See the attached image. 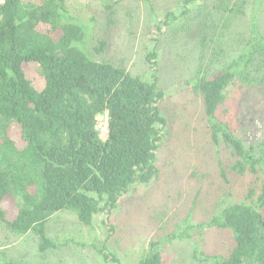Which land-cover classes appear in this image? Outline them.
Here are the masks:
<instances>
[{"label": "trees", "instance_id": "16d2710c", "mask_svg": "<svg viewBox=\"0 0 264 264\" xmlns=\"http://www.w3.org/2000/svg\"><path fill=\"white\" fill-rule=\"evenodd\" d=\"M198 1L182 0L185 14ZM179 18L170 11L161 26ZM86 27L70 15L66 0H0V222L15 235L36 234L41 252L59 246L47 233L56 213L72 212L87 226L105 214L109 225L132 186L159 176L157 153L167 119L158 52L147 53L152 77L146 80L89 52ZM32 62L45 79L41 89L27 76ZM254 83H264V34L255 20L237 57L211 72L199 67L187 81L203 98L213 144L224 141L231 148L238 173L259 177L264 146H247L233 130L236 112L228 110V101ZM102 114L108 116L106 139L97 128ZM260 191L255 197L250 187L249 201L225 206L206 223L176 228L164 244L152 240L135 264H164V245L183 238L194 239L201 261L264 264V185ZM207 228L231 231L234 244L227 254L204 253ZM111 236L97 252L105 262L122 264L107 247Z\"/></svg>", "mask_w": 264, "mask_h": 264}, {"label": "rangeland", "instance_id": "374dc122", "mask_svg": "<svg viewBox=\"0 0 264 264\" xmlns=\"http://www.w3.org/2000/svg\"><path fill=\"white\" fill-rule=\"evenodd\" d=\"M223 1L199 0L185 14L182 0H66L70 15L87 26L89 52L99 60L151 80L147 53L158 52L167 119L157 153L159 176L132 186L113 209L109 225L104 223L105 214L87 226L72 212L56 213L47 223V233L59 246L46 252L39 250L36 234L18 236L0 222V264H113L97 252L110 233L109 250L122 264H135L152 240L164 244L176 228L206 223L225 206L249 201L250 187L256 190L255 197L260 194L264 176L232 168L231 148L224 141L213 144L203 98L187 84L199 67L211 72L237 57L251 36L254 20L264 34V0H227L226 8ZM170 11L180 18L161 26ZM27 76L36 88L45 85L37 63L27 66ZM229 109L236 112L234 133L247 146H264V83L248 85L228 101ZM107 117H98L103 139L108 134ZM5 205L13 208L9 200ZM203 237L201 249L206 255H225L234 244L226 229L207 228ZM164 246V264H212L195 256L194 239H176Z\"/></svg>", "mask_w": 264, "mask_h": 264}, {"label": "built area", "instance_id": "2783aa9c", "mask_svg": "<svg viewBox=\"0 0 264 264\" xmlns=\"http://www.w3.org/2000/svg\"><path fill=\"white\" fill-rule=\"evenodd\" d=\"M98 128V127H97ZM105 128H108V117H107V123L105 125Z\"/></svg>", "mask_w": 264, "mask_h": 264}]
</instances>
